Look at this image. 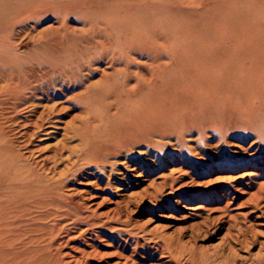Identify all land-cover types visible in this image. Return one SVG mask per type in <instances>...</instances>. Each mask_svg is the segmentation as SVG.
I'll use <instances>...</instances> for the list:
<instances>
[{
	"label": "rangeland",
	"instance_id": "374dc122",
	"mask_svg": "<svg viewBox=\"0 0 264 264\" xmlns=\"http://www.w3.org/2000/svg\"><path fill=\"white\" fill-rule=\"evenodd\" d=\"M77 1L39 0L21 15L0 17V156L9 148L28 157L30 169L39 180L57 190L58 203L63 204V198L67 201L66 209L56 207L61 214L44 219L51 207L40 209L39 215L29 199H10L16 194L9 192L0 176V264H177L153 247L163 234L191 242L197 255L214 248L225 254L229 248L236 252L225 258L208 254L210 264H264V149L254 155L259 144L255 136L227 134L225 145L214 147L210 142L206 155H200L195 149L197 142L213 138V134L198 135L193 129L185 137L189 149L171 141L169 146L150 148L149 153L115 159L113 164L98 166L100 170L89 168L82 173L83 164H79L77 179L68 177L65 182H71L66 185L59 181V174L65 172L64 159L70 153L64 149L54 169L53 162L44 157L64 143L70 147L77 144L67 128L74 115H81L80 109L71 110L68 116L52 115L45 129L30 142H21L24 128L6 119V114L22 96L6 87L2 64L8 56L21 60L26 63L20 70L24 76L41 56L106 53L137 58L135 62L146 72L178 70L191 78L202 71L208 73L210 67L224 66L220 69L228 77L226 85L239 83L253 93L262 92L264 99V8L256 7L255 0H178L162 8L188 13L181 22L192 25L193 32H179L147 19L138 30L146 38L133 37L124 50L95 43L98 50L87 54L83 49L86 42L87 48H92L94 34L82 33L80 21L62 10L74 11L85 19L86 10L105 12L97 7L99 4L114 3L131 16L141 7L154 9L149 0ZM56 17L77 30V35H66L62 46L53 44L54 48L48 49L28 37L18 38L24 25L37 23V32L54 24ZM90 20L97 30V21ZM192 33L195 37L187 39ZM195 44H201L205 51L198 52ZM204 58L214 62L199 66L196 62ZM96 68L110 70L107 63ZM33 109L34 105L22 104L14 115H28ZM231 113H223L226 121ZM145 150L138 149V153ZM58 185L61 188L56 189Z\"/></svg>",
	"mask_w": 264,
	"mask_h": 264
},
{
	"label": "bare ground",
	"instance_id": "6f19581e",
	"mask_svg": "<svg viewBox=\"0 0 264 264\" xmlns=\"http://www.w3.org/2000/svg\"><path fill=\"white\" fill-rule=\"evenodd\" d=\"M37 1L39 0H0V17L21 15ZM177 1L149 0L154 10L141 7L132 16L128 10L119 9L114 3L97 6L108 12L106 16L105 12L98 13L96 8L84 11L85 19L71 10H62L61 13L79 20L82 33L94 34L95 42L88 41L92 48L88 49L86 42L83 49L88 54L93 49L98 50L95 43L124 50L133 37L146 38L145 33H138V30L141 29L140 24L145 23L147 19H155L161 22L162 26H171L179 32H193L192 25L183 26L181 22L182 17L188 13H176L170 8L164 11L162 8ZM254 3L256 7L264 8V0H255ZM90 19L97 21V30L93 29L94 21ZM132 19L135 22H132ZM36 27L37 23L24 25L17 34L18 38L25 36L32 39L35 45L38 43L53 49V44L62 46L66 35H77V30L60 17L54 19V24L37 32ZM193 37L195 35L192 33L187 39ZM195 46L198 52L205 51L201 44ZM105 54L41 56L36 59V65L27 68L24 76L20 70L25 68L26 63L12 56L6 57L2 62L6 69L3 79L6 87L14 88V93L18 97L22 96L18 103L11 106L9 114H6V119L24 128L20 136L21 142H30L31 137L45 129L44 124L51 121L52 115L68 116L71 110L77 107L80 109L81 115H74L72 125L67 128L70 138L76 137L77 144L70 147L64 143L61 148H52L44 157L53 162L54 169L64 149L70 153L64 159L66 170L59 174L60 182L67 185L71 182H65L68 177L77 179L79 164H83L80 172H86L89 168L99 169L98 166L113 164L118 158H129L130 155L132 157L149 153L150 148L169 146L171 141L179 147L188 148L185 137L192 134L193 129L198 135H205L208 131L213 134V138L199 139L197 142L195 149L200 155H206L205 150L210 149V142H214V147L225 145L227 134L231 133L239 137L255 136L259 144L255 145L257 148L254 155L264 149V99H261L263 94L257 91L253 93V90L243 88L239 83L226 85L228 77L223 69H220L224 66L210 67L208 73L202 71L198 73L197 78H191L178 70L146 72L140 69V63L135 62L137 58ZM212 61L214 62L213 59L204 58L196 63L206 66L212 64ZM102 63H107L110 70H98L96 67L100 68ZM203 80L207 83H200ZM246 83L243 82L244 85ZM63 98L66 100L60 101ZM183 100L188 103L182 102ZM26 103L34 105V109L28 115L16 117L14 113L20 105ZM226 110L232 112L228 121L223 116ZM237 123L241 125L236 127ZM138 149L146 150L138 153ZM8 150V153H3V157L0 156V176L7 182L9 192L16 194V197L13 198L12 195L10 199H29L39 215L42 213L40 209L47 208L48 205L51 208L45 211L47 214L42 217L44 219L55 218L61 214L56 207L66 209V199L63 198V204L58 203L60 195L57 190L54 191L55 188L43 183L42 178L39 180L36 173L30 169L28 157L9 148ZM44 165L45 160L41 166ZM70 170L74 172L68 175ZM63 176L66 178L64 182L60 180ZM58 188L61 187L58 185L56 189ZM159 237L160 240L155 241L153 247L168 254L177 264H182V260L183 264H210L209 255L225 258L236 253L232 248H229L226 254L221 249L214 248L212 252L197 255L191 242L166 234Z\"/></svg>",
	"mask_w": 264,
	"mask_h": 264
}]
</instances>
